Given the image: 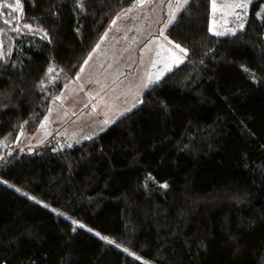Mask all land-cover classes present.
Returning a JSON list of instances; mask_svg holds the SVG:
<instances>
[{"label": "trees", "instance_id": "1", "mask_svg": "<svg viewBox=\"0 0 264 264\" xmlns=\"http://www.w3.org/2000/svg\"><path fill=\"white\" fill-rule=\"evenodd\" d=\"M211 2L167 28L187 58L140 107L80 146L3 162L136 3L0 0V264H264V0L223 37Z\"/></svg>", "mask_w": 264, "mask_h": 264}, {"label": "rangeland", "instance_id": "2", "mask_svg": "<svg viewBox=\"0 0 264 264\" xmlns=\"http://www.w3.org/2000/svg\"><path fill=\"white\" fill-rule=\"evenodd\" d=\"M189 1L148 0L143 7L124 8L115 24L92 42L79 74L52 103L38 130L21 135L2 156L3 162L17 152L23 157L80 146L140 107L144 94L187 58V54L180 53L175 48L176 43L168 38L167 28L170 26L169 14L174 12L176 19ZM255 1L215 0L218 7L247 4L246 8L221 7L216 12H213L211 2L210 32L223 33L214 34L223 37L244 30ZM91 29L95 30L97 26L93 25ZM173 53L181 58L179 63L172 59ZM62 216L76 226L82 225L69 215L62 213ZM112 244L124 249L117 243Z\"/></svg>", "mask_w": 264, "mask_h": 264}, {"label": "snow or ice", "instance_id": "3", "mask_svg": "<svg viewBox=\"0 0 264 264\" xmlns=\"http://www.w3.org/2000/svg\"><path fill=\"white\" fill-rule=\"evenodd\" d=\"M147 2H148V0H135V3H136V6L137 7H143V5L145 3H147ZM186 2H187V0H185V3ZM78 3H80V6L83 7V0H78ZM3 7H5V8H11L12 5L11 4H5V5H3ZM17 7H19V4L18 3H17ZM221 7H227V8H246L247 7V4H245V3H234V4L224 5V6H221ZM221 7H218V5L216 4L215 0H212V10H213V12H216L218 10H221ZM169 15H170L171 18L168 20V24H171L175 20V13L173 12V13H170ZM5 23H7V21H5ZM113 24H115V21H113ZM24 27L25 28H28V29H31V25H29V24H25ZM241 28H243V25L242 24H241ZM16 30L19 31L20 29L17 28ZM214 34H216V35H223V33H220V32H215ZM97 47H98V45H97ZM175 48L178 49L180 51V53H183L185 55L187 54L186 50L184 48H182L179 44H176L175 45ZM90 58L91 57H89V59ZM172 59H174L176 61V63H179L180 60H181V58L179 56H176L175 53H173ZM49 71L50 72L51 71H54V69H49ZM157 79H159V77ZM149 82H152V81L150 80ZM57 99H59V97H57ZM165 187H166V185H165ZM80 226L83 227V225H80ZM97 235H99V234H97ZM101 239H107V238L101 237ZM107 242L109 244L114 243L112 240H107Z\"/></svg>", "mask_w": 264, "mask_h": 264}, {"label": "crops", "instance_id": "4", "mask_svg": "<svg viewBox=\"0 0 264 264\" xmlns=\"http://www.w3.org/2000/svg\"><path fill=\"white\" fill-rule=\"evenodd\" d=\"M117 21V19L115 20V22ZM141 25H143V26H147V24H145V23H141ZM148 25H150V24H148ZM106 32V31H105Z\"/></svg>", "mask_w": 264, "mask_h": 264}]
</instances>
